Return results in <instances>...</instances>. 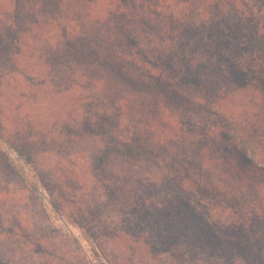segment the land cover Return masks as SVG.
Returning <instances> with one entry per match:
<instances>
[{
    "label": "rangeland",
    "instance_id": "rangeland-1",
    "mask_svg": "<svg viewBox=\"0 0 264 264\" xmlns=\"http://www.w3.org/2000/svg\"><path fill=\"white\" fill-rule=\"evenodd\" d=\"M93 6L64 0L58 12H29L42 23L17 42L0 27V47L14 51L9 59L0 48V264H264V216H240L228 229L212 211V227L239 245L188 237L190 262L165 241L166 234L209 232L176 197L177 183L184 184L180 159L192 170L202 156L200 128L169 142L155 122L156 95L131 91L89 57L67 45L64 51L71 41L60 30L65 24L94 41L85 30L96 21ZM113 20L112 26L119 19ZM58 51L55 61L50 54ZM36 69L43 80L25 75ZM210 109L205 101L193 107L202 122ZM125 139L152 152L124 156L106 148L122 147Z\"/></svg>",
    "mask_w": 264,
    "mask_h": 264
},
{
    "label": "trees",
    "instance_id": "trees-1",
    "mask_svg": "<svg viewBox=\"0 0 264 264\" xmlns=\"http://www.w3.org/2000/svg\"><path fill=\"white\" fill-rule=\"evenodd\" d=\"M4 1L13 6H0V27H8L12 42L33 32L34 24L42 23L31 18L29 12H58L64 3ZM90 1L96 7V21L85 30H92L94 41L83 31L70 32L65 24L60 30L71 41L64 45V51L68 46L80 57H89L96 68L122 81L131 91L156 95L159 100L155 122L162 127L159 133L167 131L169 142L178 137L179 131L200 128L195 135L202 139V156L195 158L192 170L187 166L192 162L180 159L178 173L184 184L177 183L176 197L181 205L195 212L192 222L199 221L198 228L205 226L209 232L166 234L165 241L189 262L193 254L188 253V237L200 234L202 240L216 247L238 246L239 240L221 235L212 227L210 216L215 210L224 225L237 222L240 216H264V0ZM113 19L119 20L112 26ZM1 42L2 39L0 45ZM0 48L2 55L11 59L14 51ZM59 52L57 56L50 54L55 61L60 60ZM213 73L215 76H209ZM40 74L44 72L36 69L34 74L25 75L33 79L44 76ZM204 101L212 107V118L208 115L202 122L193 107ZM152 120L148 116V121ZM241 122L249 126L240 128ZM208 124L209 128H205ZM172 128L176 130L171 132ZM106 148L124 156L146 157L152 152L126 139L122 147ZM165 150L166 147L162 149ZM105 159L102 151L97 165ZM196 206L204 210L195 211ZM202 213L209 216L208 220ZM201 214L203 217L196 218ZM225 226L232 229L234 225ZM196 255L200 259L201 255ZM232 261L223 264H233Z\"/></svg>",
    "mask_w": 264,
    "mask_h": 264
}]
</instances>
